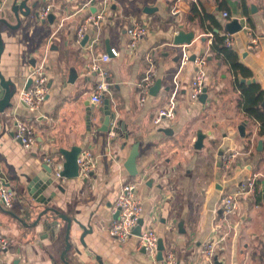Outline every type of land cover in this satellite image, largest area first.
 <instances>
[{
	"label": "crops",
	"instance_id": "obj_1",
	"mask_svg": "<svg viewBox=\"0 0 264 264\" xmlns=\"http://www.w3.org/2000/svg\"><path fill=\"white\" fill-rule=\"evenodd\" d=\"M209 2L213 10L208 12L198 0H110L100 27L88 24L86 44L78 40V32L103 0H28L29 6L37 4L29 16L21 15L20 26L0 23L4 44L0 70L17 88L13 106L0 119L1 169L15 193L10 208L0 199V233L10 240L8 249L0 251V264H66L62 253L67 222L52 213L46 217L62 221L56 234L46 232L43 221L33 226L45 206L29 195L27 185L42 170L45 158L55 166L64 164L61 150L74 146L93 153L94 174L88 179L57 178L44 192L46 196L55 192L49 206L74 219L70 264H100L99 259L104 264H164L143 251L138 237L118 244L108 233L119 193L133 180L143 203V227L153 228L165 247L175 250L178 264H264L263 127L244 110L243 93L229 66L210 55L214 34L230 35V48L252 73L241 82L258 83L264 90V0ZM48 4L55 15L53 23L36 16ZM13 5L14 0H0V18L16 26ZM225 11L229 17L223 16ZM213 16L220 28L211 23ZM234 20L242 30L231 34L227 25ZM134 22L147 24L149 33L131 49L127 29ZM180 31L194 33L191 44L175 45ZM113 48L120 55L105 65L113 75L108 97L117 117L111 130L102 132L105 103L91 102L98 76L86 69ZM184 48L191 57H207L205 103L190 99L196 65L193 60L182 65ZM42 65L47 69L49 95L40 109L30 112L20 93ZM151 69L162 86L157 95L149 93L142 100L140 84ZM174 92L176 118L156 125L157 111ZM89 111L94 114L91 127ZM18 122L34 127L36 142L31 148L15 138ZM201 131L207 136L197 149ZM135 142L140 144L138 174L132 176L125 164ZM227 155L232 157L225 165ZM250 180L255 181V191L241 192ZM237 193L238 208L224 216L223 198ZM81 225L93 228L84 242ZM214 242L215 256L208 262L203 249Z\"/></svg>",
	"mask_w": 264,
	"mask_h": 264
},
{
	"label": "built area",
	"instance_id": "obj_2",
	"mask_svg": "<svg viewBox=\"0 0 264 264\" xmlns=\"http://www.w3.org/2000/svg\"><path fill=\"white\" fill-rule=\"evenodd\" d=\"M179 8V6H177ZM111 8L110 0H103V3L96 13L91 14L87 22L80 28L78 32V40L82 41L85 37L86 30L89 23H93L95 26L100 27L101 23L106 19L109 9ZM52 11V4H48L41 12H39V20H45ZM224 17H229L227 11L223 12ZM127 33L129 36V46L131 49H135L141 41L144 40L149 33V27L145 23L134 22L128 27ZM227 47L232 46V38L230 35L226 37ZM119 51L115 48L111 49L110 53L103 54L100 58L94 59L87 66V74H95L98 76V81L90 96V100L93 103H102L106 97L111 93V86L113 84V75L111 71L105 65L113 57H118ZM192 61L190 52L184 48L182 52L181 62L182 65H186ZM196 65V70L191 83L190 99L192 102H196L200 99L207 78V65L208 60L206 56H196L193 60ZM32 84L29 88H24L20 93V101L26 106L30 112H35L40 109L41 105L45 102L49 95L48 86V74L47 69L42 65L35 69L32 74ZM155 83V72L153 69L149 70L144 77L141 87L142 100L149 95L151 87ZM178 100L177 94L174 92L169 101L161 107L154 117V123L159 125L164 119H175L177 115ZM15 138L22 143L25 148H31L36 142V132L32 125L26 122H18L15 128ZM231 155L223 156L225 165H228L231 161ZM52 165L55 171V175L61 179L63 171V164L54 165L51 158H45V162ZM79 164V176L88 179L92 176L97 167V161L93 153L89 150L82 151L78 156ZM247 192H254L256 189L255 181L250 180L246 182L241 190ZM138 182L131 181L123 185L119 196L116 201L115 210H119V216L117 219L112 220L108 233L112 239L118 244H125L131 238L138 237L139 243L142 248L152 257H157L159 251V236L156 231L151 228H142L140 236L135 235V229L139 224L143 214V203L137 195ZM237 194H229L222 200L223 215H231L235 209L238 208ZM15 198L14 191L7 185L4 179L0 177V199L5 207L10 208L13 205ZM10 244V240L7 236L0 233V251L7 250ZM216 243H208L203 249V254L206 261L213 262L216 251ZM164 264H178V258L175 250L165 249L164 251Z\"/></svg>",
	"mask_w": 264,
	"mask_h": 264
},
{
	"label": "water",
	"instance_id": "obj_3",
	"mask_svg": "<svg viewBox=\"0 0 264 264\" xmlns=\"http://www.w3.org/2000/svg\"><path fill=\"white\" fill-rule=\"evenodd\" d=\"M210 0H198L200 4L204 6V8L209 12L213 10V7L209 4ZM37 3L32 4V6L28 5V0H14V5L12 7V10L18 20V24L16 26H13L7 19L4 17L0 18V23H5L6 25L14 28L17 26H20L21 24V15L22 16H29L32 13V7L34 8ZM198 4V3H197ZM97 9H94V12ZM36 16H39V13L36 12ZM46 20H49L51 23L55 20L54 14H49L48 18ZM46 20L44 22H46ZM227 29L229 33L233 34L238 31L242 30V25L239 24L237 20H234L227 25ZM89 39V36L86 35L82 41L83 44H86ZM194 39V33L193 32H185L180 31L177 33L174 37V43L175 45H189L192 43V40ZM4 51V44L3 40L1 38V32H0V63L2 54ZM196 55H192L191 59L195 60ZM33 79L30 78L26 89L29 88L32 84ZM246 80L243 79L242 82H245ZM252 82H255L256 79L253 78L251 80ZM162 81L159 79L155 82V84L150 89V94L157 95L159 90L161 89ZM17 92V88L15 83L12 80L6 79L3 73L0 70V119L1 116L6 113L7 109L11 108L13 106L12 98ZM207 88H204V91L200 97V100L205 103L207 101ZM104 109H103V116L100 118L101 120V126L99 128V131L102 132H109L111 130V126L113 122L116 120V113H114L111 109L110 105V99L109 97H106L104 99ZM88 120L91 127L92 119L94 118V114L92 111L88 112ZM1 127V125H0ZM244 125L240 126V131L243 133ZM206 133H203L202 131L198 133L197 141L195 143V148L200 149L204 145V139L206 138ZM262 144V141L259 142ZM139 142H135L133 144L131 153L129 155V158L127 159V162L125 164V167L127 168L128 172L132 176H136L138 174L137 169V157L139 155ZM83 151L82 147L80 146H74L72 149H62L61 152L66 158V161L63 164V171L61 172V176L65 178H76L79 177V164H78V156ZM0 177L5 180L7 185L9 186L7 176L1 169V163H0ZM58 177L55 175V171L52 165H49L47 163L42 164V170L38 171L36 175L29 179V183L27 185V191L29 195L38 203L41 205H44L45 207L40 211V213L37 215V218L35 222L33 223V226H37L43 221V228L46 232L51 231L52 233L56 234L58 230L60 229L62 225V221L67 222L66 227V236H65V242L66 247L62 253V260L65 261L66 264H70L68 261V255L69 251L71 250L72 243H71V232H72V225H73V218L69 217L68 215L61 213L58 209L49 206L51 200L55 196V192H52L50 196H46L44 192L55 182H57ZM59 179V178H58ZM60 187V186H59ZM62 188V187H60ZM57 215L59 219L62 221L60 222L58 219L50 220L48 219V215ZM119 216V210L116 211L114 215V219H117ZM45 217V218H44ZM143 219H140L138 226L135 229V235L140 236L143 228ZM84 232L81 235V240L84 242V237L89 233L93 231V228H87L84 225H81ZM165 243L163 239L159 240V251L157 254V260L161 261L164 259V251H165ZM143 251L146 252V250L143 248ZM100 264H104L99 259Z\"/></svg>",
	"mask_w": 264,
	"mask_h": 264
},
{
	"label": "trees",
	"instance_id": "obj_4",
	"mask_svg": "<svg viewBox=\"0 0 264 264\" xmlns=\"http://www.w3.org/2000/svg\"><path fill=\"white\" fill-rule=\"evenodd\" d=\"M245 7V6H244ZM247 9V7L245 8ZM195 16H200V12L196 5L193 8ZM213 26L220 28V24L216 18L210 17ZM213 26H210L212 30ZM226 36L216 32L214 40L210 48V55L221 64L229 66V70L234 75L235 84L243 93L242 105L246 113L254 117L262 124V134H264V90L258 83L246 84L241 82V78H249L252 76L250 69L240 62L238 54L226 45Z\"/></svg>",
	"mask_w": 264,
	"mask_h": 264
}]
</instances>
